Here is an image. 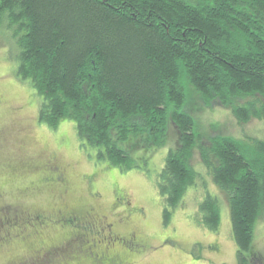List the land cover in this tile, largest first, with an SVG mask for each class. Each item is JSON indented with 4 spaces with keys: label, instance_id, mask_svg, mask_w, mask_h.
<instances>
[{
    "label": "trees",
    "instance_id": "trees-1",
    "mask_svg": "<svg viewBox=\"0 0 264 264\" xmlns=\"http://www.w3.org/2000/svg\"><path fill=\"white\" fill-rule=\"evenodd\" d=\"M8 30L18 49L15 75L41 97L39 122L56 129L71 120L79 139L121 171L138 167L132 151L163 148L172 126L177 144L157 175L163 223L202 179L196 153L227 201L236 264H264L254 248L264 221V138L195 134L184 90L186 83L204 107L231 110L239 124L264 121V0H0L2 39ZM63 203L38 209L48 230L64 234L52 244L47 237L44 249L63 250L60 263L102 258L108 229L53 216ZM219 203L206 191L197 207L209 232L220 227ZM54 263L44 256L32 264Z\"/></svg>",
    "mask_w": 264,
    "mask_h": 264
},
{
    "label": "rangeland",
    "instance_id": "rangeland-1",
    "mask_svg": "<svg viewBox=\"0 0 264 264\" xmlns=\"http://www.w3.org/2000/svg\"><path fill=\"white\" fill-rule=\"evenodd\" d=\"M3 24H6L5 20ZM6 33L7 38L0 37V199L14 205L25 204L31 212L42 207L45 210L50 208L54 197L61 196V193L57 187L40 185V174L31 167L43 165L46 157L55 152L60 165L62 163L68 170L67 177L71 183L69 201L85 206L88 193L83 182L90 180V191L96 194L97 203L104 211L113 207L114 200L128 203L111 209L108 215L110 221L119 219L121 225L115 224L117 226L114 227L118 234L123 236L134 228L142 238L144 250L133 257L135 264H236V244L227 201L201 166L196 153L193 154L192 165L202 179L198 185L187 188L182 206L174 211L169 224L163 223L164 201L159 194L157 175L164 167L167 152L177 144L178 134L172 126L163 148L152 151L136 149L132 151V157L138 167L117 170L107 161L100 160L97 149L86 140L79 139L75 123L71 120L62 121L56 129L38 121L41 97L35 94L27 81L16 77L18 49L12 31ZM184 90L191 109L188 111L195 118V134L204 138L218 133L235 139L264 138L263 120L251 119L247 124H239L231 110L220 105L204 107L186 83ZM206 191L215 194L220 201L221 224L217 231L209 232L197 222V207ZM56 200L59 201L58 198ZM126 212L132 214L130 221L123 220ZM48 229L42 227L32 231L47 235L49 242L64 236L61 230ZM254 230L255 251L264 257V221H258ZM30 253L31 248L26 252L19 243L10 245V248L0 246V264H10L13 256L28 258ZM54 261V264L73 263V259H63L61 263ZM27 263L34 261L23 264Z\"/></svg>",
    "mask_w": 264,
    "mask_h": 264
},
{
    "label": "flooded vegetation",
    "instance_id": "flooded-vegetation-1",
    "mask_svg": "<svg viewBox=\"0 0 264 264\" xmlns=\"http://www.w3.org/2000/svg\"><path fill=\"white\" fill-rule=\"evenodd\" d=\"M31 168L33 171L39 172L40 178L38 181L41 185L49 186V188L52 186L57 187V190L61 193V196L57 198L59 199V202H64L63 205L65 206V211H62L61 209L54 210L55 208H53V216H64L65 219H69L71 221H78V219H83L86 221V219H89L87 225L93 224L100 227L99 224L101 223L103 224L101 225L103 226V229H108L107 233L101 236L104 240L107 239V242L102 244L98 249V251L104 256L102 258H97L101 262H98L97 259H94L91 264H109L107 260L110 259L112 261L113 258H117V262L119 264H135L133 257L144 250L142 238L140 235H138L137 230L134 228L133 230H130L131 232L127 231L123 236L118 234L113 227L114 224L121 225V223H118L119 219H113L110 221L108 215V211L111 209H117L118 205L119 208L122 207L125 203H127L126 201L124 202V200H114L113 207L108 211H104L101 204L97 203L98 201L96 194L90 191L92 183L90 180H84L83 183L86 184L85 188L86 192L88 193V196L85 198L87 204L85 206L78 205L76 209V205L72 206V201H69L67 199L68 197H66L71 185L70 180L67 177L68 170L62 163L60 165L55 152L46 157L43 165H34ZM10 169L14 168L10 167ZM33 188L38 189L37 186H34ZM56 196L54 197V202H57ZM49 212L50 210L47 211V214H49ZM126 213L127 215L123 218V220L130 221L133 218L131 216L132 214L131 212ZM44 215L45 212H39L38 210L31 212V208L25 204L14 205L12 203L3 202V200L0 199V246L10 248V245L12 246L15 243H19L22 247H25L26 252H29V249L31 248V253L28 258L22 259L23 256H14L11 257L13 260L10 261V264H23L25 261L27 262L29 260L39 261L40 259L44 258V256H49L52 258V260H55L58 255L61 258L63 257L60 254L63 252V250L55 255L49 250L47 251L44 249V246H51L46 244L45 240L47 235H41L38 231H32L36 230L37 228L48 227V225L45 224ZM38 235L42 236L43 238ZM80 240L81 238H79V242ZM111 240H116L117 247L113 245L111 247ZM68 241L71 240L68 239ZM33 242L37 243L35 247L32 245ZM49 244H52V242ZM38 245H41L42 249L38 248Z\"/></svg>",
    "mask_w": 264,
    "mask_h": 264
}]
</instances>
